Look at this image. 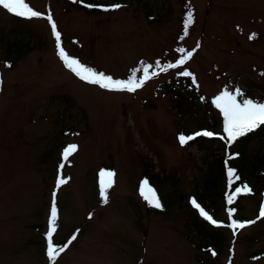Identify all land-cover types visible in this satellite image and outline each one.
Wrapping results in <instances>:
<instances>
[{
    "label": "rangeland",
    "instance_id": "rangeland-1",
    "mask_svg": "<svg viewBox=\"0 0 264 264\" xmlns=\"http://www.w3.org/2000/svg\"><path fill=\"white\" fill-rule=\"evenodd\" d=\"M83 1L122 7L105 12L69 0H26L43 14L32 19L0 7V264H49L45 234L54 189V244L77 236L57 264H264V252L258 256L264 220L227 227L229 208L237 221L257 219L264 136L239 150L257 167L245 182L251 194L227 204L225 171L215 195L199 198L221 153L225 170L233 168L228 157L236 142L220 139L223 117L213 98L239 88L264 102V0ZM189 12L193 22L184 35ZM48 14L61 46L82 64L114 79L127 80L146 64L159 74L135 92L80 80L57 55L43 18ZM9 42L19 52L13 46L10 53ZM178 48L193 51L185 65L163 72L155 67L179 59ZM184 70L192 76L178 74ZM201 129L216 135L181 146L179 134ZM73 144L77 150L59 171L68 182L56 189L63 149ZM102 170L115 174L107 203L100 196ZM144 180L168 201L166 211L147 209L139 191ZM191 199L218 222L219 242L205 250V239L186 217Z\"/></svg>",
    "mask_w": 264,
    "mask_h": 264
},
{
    "label": "snow or ice",
    "instance_id": "snow-or-ice-1",
    "mask_svg": "<svg viewBox=\"0 0 264 264\" xmlns=\"http://www.w3.org/2000/svg\"><path fill=\"white\" fill-rule=\"evenodd\" d=\"M74 3L79 2V0H73ZM0 7L7 10L8 13L13 14L17 17H23L26 19L41 18L42 13L33 10L26 3V0H0ZM87 8H100L103 11L117 10L122 7L121 4L116 3L110 6L96 5V4H86ZM48 20L52 34L56 41L57 55L63 62L64 66L72 71L80 80L85 81L89 84L98 85L102 89L109 91H128L135 92L137 89L144 86L147 80L159 74L157 71L149 72V69L153 68L152 65H145L143 69H134L132 74L127 80L114 79L113 77L106 75L102 72H97L96 70L82 64L77 58L71 57L66 50L61 46V34L57 29V24L54 21L51 14L43 17ZM193 22L192 13L189 12L184 20V35L188 34L189 25ZM250 39L252 37H249ZM183 55L177 59L174 63H167L161 65L160 61L156 62V68L161 72L167 71L169 69H177L182 65H185L188 60L192 58L193 51H186L184 48H178L176 50ZM143 63V62H142ZM142 71L143 75L137 77V72ZM180 76L189 77L192 74L187 71H180L178 73ZM193 83H196L195 77L193 76ZM243 97V98H242ZM212 104L219 110L223 117V136L220 139L224 140L226 138L227 144L230 146L232 143L236 142L238 138L245 136L247 133L252 132L256 128L264 125V102L254 101L250 98L244 97V94L239 88L234 91L223 90L220 94L215 96L212 100ZM216 134L208 131L201 130L192 134L181 133L178 135V141L181 146H185L191 141H194L197 137H213ZM77 150L76 145H68L63 149L62 152V162L58 168V176L56 180V189H59L62 185L66 184L68 181L63 178L59 171L65 166V162L69 160V157ZM239 154H233L229 156L228 159H233ZM100 180V196L104 203L108 202L107 189L112 187L114 173L108 170H102L99 173ZM227 178L229 187H231L236 181H239L241 177L236 172L235 169L228 167ZM140 195L147 202V204L155 209H161L162 204L160 198L157 196L156 191L149 185L147 180H144L140 184ZM252 189L247 185L243 184L242 187L238 186L235 191L226 194L227 204H233L234 197L240 194H251ZM57 192L54 189L52 193V203L50 206V215L48 220V230L45 234L46 240V256L48 258L49 264H57L58 258L64 253L69 245L77 239L74 234L64 245L54 244V233L57 232V221H58V207H57ZM190 203L193 208L199 211L201 217L206 221L217 224L218 222L209 214L195 199H191ZM234 208L228 209V216L230 223L227 227L235 229H243L250 224H254L256 221H237L233 219ZM91 218V214L90 217ZM258 219H264V202L261 203ZM216 255L215 252L212 253Z\"/></svg>",
    "mask_w": 264,
    "mask_h": 264
},
{
    "label": "trees",
    "instance_id": "trees-1",
    "mask_svg": "<svg viewBox=\"0 0 264 264\" xmlns=\"http://www.w3.org/2000/svg\"><path fill=\"white\" fill-rule=\"evenodd\" d=\"M70 2L74 3L73 0H69ZM118 3V2H117ZM77 4L78 6H80L81 8H83L84 10H99L100 8H87L85 7L86 4H94V3H89L87 1H83V0H79V2L75 3ZM96 5H104V6H110V5H113V4H116V2H113V3H104V4H98V3H95ZM113 11V10H112ZM106 12V11H105ZM13 46L14 43H10L8 44V50L10 53H12V50L13 49ZM19 48V46H15V49L17 50V52H19L20 49H17ZM30 49V47H28ZM23 52V51H21ZM9 53V54H10ZM264 136V125L256 128L255 130H253L252 132L250 133H247L245 136L243 137H240L238 138V140L236 141L235 143V148H234V152L233 154H236L238 153L239 155L238 156H235V158H233L232 160V166H233V169L236 170V172L239 174V176L241 177V179L239 181H236L231 187H229V184L227 183V187L230 190L229 193H232L235 191V188L240 186L242 187L243 184H245L246 180L248 179H251L253 178L254 176H252V171H254L257 167L256 165H254L253 163H251L250 161H245V159H242L243 158V155H242V150H240V148L242 147L243 143L245 141H247L248 139L251 140V138H254V137H263ZM231 154V156L233 155ZM224 159V156H223V153H221L220 155V159L218 160H215V167L214 169V175L213 176H210L209 178L207 177V180L204 181L203 185H202V191H200V199L204 198L205 196H208L209 198H211V196L215 195V191H216V187H215V184L217 181L221 180V178L224 179L223 177V174H224V170H225V167L224 165H222V160ZM157 193H158V197L160 198L161 200V204H162V208L161 209H155V208H152L150 207L149 205L147 206V209L153 211V212H164L167 210V207H168V201L165 200V198L160 195V191H158L156 189ZM203 192V193H202ZM202 193V194H201ZM223 193V192H222ZM222 193L219 194L220 198H222ZM204 194H206L204 196ZM240 195H237L235 197H239ZM199 199V200H200ZM234 201V200H233ZM186 217L188 219V222H190V228L191 230H193V232H195L199 237L201 236V238H204L205 239V243H203L202 246H200V248L202 247V249H208L210 246H213L214 244H218V240H219V237L221 234L219 231H217V229L211 227L209 225V223L207 221H205L203 218L201 219L200 216L198 215L199 213L194 211L192 208L190 209L189 208V204H187V209H186ZM264 219H256V223H258L259 221H262ZM263 252L264 251H261L260 253H258V256L259 255H263Z\"/></svg>",
    "mask_w": 264,
    "mask_h": 264
}]
</instances>
